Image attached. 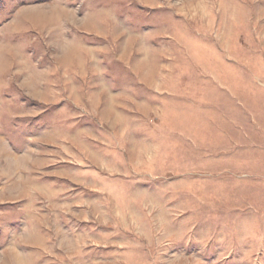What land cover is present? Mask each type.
Here are the masks:
<instances>
[{"label":"rangeland","instance_id":"obj_1","mask_svg":"<svg viewBox=\"0 0 264 264\" xmlns=\"http://www.w3.org/2000/svg\"><path fill=\"white\" fill-rule=\"evenodd\" d=\"M0 264H264V0H0Z\"/></svg>","mask_w":264,"mask_h":264}]
</instances>
